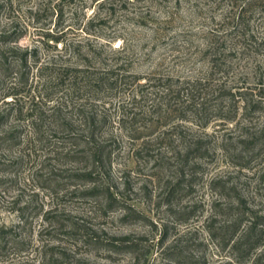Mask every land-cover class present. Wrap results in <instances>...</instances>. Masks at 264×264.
I'll return each instance as SVG.
<instances>
[{
    "label": "rangeland",
    "instance_id": "374dc122",
    "mask_svg": "<svg viewBox=\"0 0 264 264\" xmlns=\"http://www.w3.org/2000/svg\"><path fill=\"white\" fill-rule=\"evenodd\" d=\"M245 1L130 0L133 3H124L115 0L114 16L104 25L92 27L90 30L96 38H90L96 39L95 46L103 45L102 57L107 64L114 62L112 58H115L111 57L109 48H127L125 65L129 72L142 77L139 84L147 82L160 87L204 75L210 68L206 47L219 43L226 51L223 64L226 69L213 75L210 85L202 91L203 98L215 97V91L223 87L232 89V92L237 89L247 91L243 96L247 100H251L250 92L252 98L264 100V0H258L255 7L247 10L243 21L238 22L237 8ZM19 2L21 10L25 11L33 0ZM92 12L88 9L86 17H92ZM8 17L13 18V28L23 33V37L11 47L21 51L37 47L41 62L53 56L64 60L63 45L86 36L83 26H77L80 12L73 16V10L69 8L65 9L59 27L53 23L46 26H43L44 22L32 24L26 18L28 14L21 11L18 14L1 13L0 33L11 30ZM47 28L51 35L63 39L62 44H55L44 36ZM117 35L120 39L111 41ZM68 63L72 64V61ZM36 76V71L31 70L33 85ZM153 96L147 95L141 105L147 107ZM104 99L111 102L107 114L114 120L118 102L125 99L124 95L117 92L116 97L105 96ZM27 100L22 98L19 101L21 115L11 116L0 126V134L15 130L21 141L15 147L0 149V163L22 161L14 174H0V178L6 180L0 186V226L13 229L20 241L16 246L8 244L6 251L0 252V264H191L190 255L204 257L208 264H217L226 259L227 254L209 239L206 229L208 225L217 226L231 218L212 205L229 204L233 200L221 195L218 187L211 188L210 182L220 180L228 187H236L249 207L264 212V111L241 117L243 100L235 98L238 115L233 122L215 117L206 128L200 129L191 114H187V121L174 119V125L181 126L175 132L181 131L187 141L200 140L208 156L196 160L199 168L191 191H180L168 205L163 196L175 182L177 162L167 143L171 142L170 147L178 151L182 143L177 135L172 133L171 138L149 143L152 155L158 154L162 159L160 168L152 171L151 164L144 159L135 162L132 153L136 145L115 124H107L102 140L113 136L117 148L110 169L100 181L110 186L116 198L123 199L143 216L142 219L126 221L122 220L125 213L120 210L105 212L101 203L98 208L95 199L85 195L95 184H86L85 180L73 179L56 191L46 186L41 188L50 170L67 177L87 169L86 164L62 155L56 157L41 148L26 114ZM48 104L39 109L45 111L51 105ZM9 108L0 102V113ZM126 108L131 109L130 105ZM68 110L69 107L62 109V113ZM71 117L72 128L81 131L83 128ZM44 128L49 133L57 129L48 122ZM251 139L253 143L250 144ZM243 147L249 149L250 157H245L246 150L241 152ZM69 148L72 149L70 146L66 150ZM25 205L30 207L31 214L25 225L15 228L17 210ZM191 207L193 212L187 214L186 221L176 220L180 214L191 211ZM45 212L48 213L45 215L47 220L43 218ZM161 222L168 223L169 231V238L162 246L158 243L157 231ZM83 235L90 236L87 242ZM120 243L136 244L139 250L134 253L114 251L113 247Z\"/></svg>",
    "mask_w": 264,
    "mask_h": 264
},
{
    "label": "trees",
    "instance_id": "16d2710c",
    "mask_svg": "<svg viewBox=\"0 0 264 264\" xmlns=\"http://www.w3.org/2000/svg\"><path fill=\"white\" fill-rule=\"evenodd\" d=\"M113 1L115 0H33L32 5L22 11L19 0H0V14L11 12L18 14L21 11L28 14L26 18L29 22L32 24L44 22L43 26L53 23L54 26L59 27L63 22L66 8L73 10V16H77L80 12L81 18L78 19L77 26H83L82 31L86 35L84 38L73 39L63 45L64 60L55 59L53 56L41 62L37 47L24 51L11 47L23 37V33L13 28L15 26L13 18L8 17L11 30L0 33V102L10 108L7 112L0 113V126L5 124L11 116L21 115L19 101L22 98L28 99L29 106L26 114L29 116L32 130L38 136L41 148L54 153L56 157L62 155L63 158H71L74 162L86 164L85 169H87L86 172L67 177L50 170L48 176L44 177L41 188L50 187L56 191L73 179L85 180L86 184H95L85 195L95 199L94 204L98 208H101L99 205L101 203L105 212L110 210L124 212L122 220L126 221L142 219L143 216L136 212L134 207L127 205L123 199L116 198L110 191V186L100 181L104 173L110 169L112 156L117 148V142L113 136L102 140L107 124L111 126L115 124L128 140L136 145L132 153L135 162L144 159L151 164L152 171L160 168L162 159L158 154L152 155L148 149L149 143L152 140L171 138L172 133L178 136L176 138L182 143L178 151L170 147L171 142L167 143L177 162L175 182L167 188L163 196L164 202L168 205L180 191H191L194 176L199 168L196 160L208 156L200 140L187 141L181 131L175 132L181 126L174 125V119L187 121L189 118L187 114H191L193 122L203 129L215 117L226 122L235 121L238 115L235 98L244 101L241 117L264 111V100L252 98V92H250L251 100H247L243 97L247 91L237 89L232 92V89L227 90L223 87L215 91V97L203 98L202 91L210 85L213 75L225 68L223 64L226 51L219 43L206 47L205 52L209 55L210 68L204 75L193 79L177 80L173 85L168 83L160 87L154 83L139 84L142 77L129 72L126 68L127 59L124 55L127 53V48L124 47L119 50L109 48L111 57L115 58H112L114 62L107 64L106 59L102 57L103 45L99 47L94 45L96 39L90 38L93 36L90 29L104 25L107 19L114 16L112 14L116 10ZM121 1L133 3L130 0ZM257 2L258 0H246L240 5L237 8V21L242 22L247 10H250L252 6L255 7ZM88 9L93 11V16L89 18L85 15ZM44 36L50 38L55 44L63 42L61 37L51 35L48 28ZM93 38L96 37L93 36ZM119 39L120 36L117 35L111 41ZM106 44L110 45L109 42ZM70 61L72 64L68 63ZM31 70L36 71L35 85L30 81ZM151 80L161 81L160 79ZM165 81L169 82L167 79ZM117 92H122L125 99L118 102L115 119L111 120L107 114L111 102L105 101L104 98L105 96L116 97ZM147 95L154 96L153 99L148 98L152 102L145 107L141 105V101H145ZM7 99L10 100L6 101ZM48 103L51 105L45 111L39 109L42 106L46 107ZM128 105L131 109L126 108ZM67 107L69 110L63 114L62 109ZM99 107L101 110L98 109ZM69 114L83 128L81 131L76 132L72 128V117ZM47 122L57 128L54 133H49L44 128ZM19 137L15 130L0 134V149L19 145L21 142ZM252 140L248 143H253ZM70 146L72 149L66 150ZM245 150L246 147H243L241 152ZM246 151L245 157H250L249 149ZM21 162L19 159L12 163H0V174H14ZM4 182L6 180L0 178V186ZM210 186L218 187L221 195L233 200L229 204L212 205V208H217L221 214L231 216L217 226L208 225L206 229L209 239L227 254V258L221 259L217 264H264V212L260 213L249 207L242 193L237 191L236 187H228L226 182L211 181ZM192 210L193 207L185 214L179 215L177 212L173 214L181 216L176 217L177 221L180 222L181 219L186 221L187 214L193 212ZM30 214L28 205L19 208L16 215L17 224L14 227L21 228L25 225ZM45 215L48 213L45 212L43 215V218L47 220ZM159 225L158 243L162 246L169 238L168 223L161 222ZM83 236L86 242L90 238L88 235ZM19 243L18 235L13 232V229L0 226L1 253L6 251L8 244L16 246ZM113 250L134 253L138 252L139 246L132 243H120L113 247ZM166 258L169 257L166 255ZM189 259L192 261L191 264H208L204 257L190 255Z\"/></svg>",
    "mask_w": 264,
    "mask_h": 264
}]
</instances>
